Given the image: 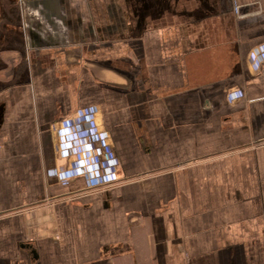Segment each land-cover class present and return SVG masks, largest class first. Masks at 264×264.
<instances>
[{"label": "crops", "instance_id": "1", "mask_svg": "<svg viewBox=\"0 0 264 264\" xmlns=\"http://www.w3.org/2000/svg\"><path fill=\"white\" fill-rule=\"evenodd\" d=\"M204 1L0 0V264H264V0Z\"/></svg>", "mask_w": 264, "mask_h": 264}, {"label": "rangeland", "instance_id": "2", "mask_svg": "<svg viewBox=\"0 0 264 264\" xmlns=\"http://www.w3.org/2000/svg\"><path fill=\"white\" fill-rule=\"evenodd\" d=\"M203 3H204L203 6L204 9L208 10L210 8L209 1L205 0ZM221 10H223V8H221ZM198 13L199 12L196 13V18H198ZM203 23L205 22H202L201 26L203 25ZM224 25L225 23H222L220 20L218 21L208 20L206 24L203 25L205 29V31H203L204 33L202 34L204 35L203 37L207 39V42L210 41L214 42L213 39L214 37L212 35L213 31L217 27L220 30L221 28L223 30ZM208 34H211V36L210 35L208 36ZM222 41L223 40L221 39L220 42ZM189 59L191 64L190 69L192 73L195 72L196 70H199L200 74L198 73L199 74L198 76L201 77L200 79L202 81H209V79H213L215 77H219L221 75L226 74L227 70H229L232 65V61L234 60V62L236 63L237 56H236V52H234L230 46L228 47L223 46L217 50L201 52V54L197 56H192ZM195 65L196 66L198 65L200 67H197V69H195L196 68Z\"/></svg>", "mask_w": 264, "mask_h": 264}, {"label": "built area", "instance_id": "3", "mask_svg": "<svg viewBox=\"0 0 264 264\" xmlns=\"http://www.w3.org/2000/svg\"><path fill=\"white\" fill-rule=\"evenodd\" d=\"M88 119V115L86 112H82L78 115L76 119L70 120L68 122L69 126H76V125H81L85 122V120ZM83 136V134H80ZM84 138L89 137V133L84 134ZM88 148H90V144L87 145ZM100 170H95L93 169V165L88 166V176L91 178V180L94 182L95 186H100L102 182L98 181V177L100 176Z\"/></svg>", "mask_w": 264, "mask_h": 264}]
</instances>
